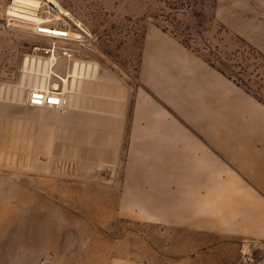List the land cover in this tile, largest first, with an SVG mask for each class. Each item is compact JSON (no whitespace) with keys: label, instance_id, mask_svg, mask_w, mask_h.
<instances>
[{"label":"rangeland","instance_id":"rangeland-1","mask_svg":"<svg viewBox=\"0 0 264 264\" xmlns=\"http://www.w3.org/2000/svg\"><path fill=\"white\" fill-rule=\"evenodd\" d=\"M11 1L0 0V35H5L10 43L0 52V76L6 78L5 84L10 88L22 75L25 56L46 58L39 52L33 53L30 46L48 42L47 37L32 32V23L7 14ZM56 1L67 12L71 37L78 42L74 44V58L56 59L53 69L67 77L74 63L88 64L94 60L103 65H93L99 67L94 76L82 79L73 109L27 105V90L21 104L0 96V178L7 185L3 189L6 193H0V203L12 209H26V204L18 203L16 198L26 195L22 190H29L48 197L53 205L72 208L75 217L65 216L61 220L59 213L52 212L53 221H60L61 226L73 223L81 230L87 218L80 206L87 205L88 191L111 187L122 198L129 195V187L136 185L127 181L131 167L127 150L111 148L107 140L104 142L108 134L98 133L111 119L117 122L124 111L125 95H130L129 109L135 95L149 94L160 109L177 113L167 99L176 93L179 71L175 67L145 71L137 65V53L134 63L125 65L133 44L138 46L156 28L180 49L177 56L184 63L181 77L190 81L189 87L197 79L215 78L222 95L236 92L257 100L255 93L233 81L241 78L264 99V0L247 6L246 25L234 29L215 16L216 0ZM45 9L46 4H42L43 18L48 16ZM161 78L166 82L164 86L158 84ZM50 83H57L63 91L58 78L52 77ZM208 87L207 83L205 88ZM195 136L200 148L190 160L189 183L163 182L164 189L150 193V183L142 182V205L156 204V211L148 213L141 208L133 220L121 210L97 226L117 250H122V243L127 244L125 250H130L126 262L114 259L111 264H264V180L261 184L226 152L210 147L202 133ZM227 136L239 141L233 140L234 148L247 145L238 133ZM263 142L257 140L252 144L261 156ZM204 150L213 160L202 161ZM263 159L264 156L260 161L264 179ZM200 172H205V179L216 180L203 187L198 182ZM70 196L81 203H71ZM172 208L179 214L171 213ZM243 208L247 210L245 214L240 210ZM210 219L217 221L208 222ZM200 220L205 227H196ZM13 233L0 230V264H54L56 254L51 250L23 257L12 254ZM85 234L78 239L79 243L89 241ZM135 249L136 253L141 251V258L129 261Z\"/></svg>","mask_w":264,"mask_h":264},{"label":"crops","instance_id":"crops-1","mask_svg":"<svg viewBox=\"0 0 264 264\" xmlns=\"http://www.w3.org/2000/svg\"><path fill=\"white\" fill-rule=\"evenodd\" d=\"M258 1L216 0L217 9L214 13L217 19L227 23L231 28H241L247 23L249 15L247 6L257 4ZM8 37L12 41L11 34ZM6 38L5 35H0V52L10 46ZM171 40L173 41L154 28L138 46L133 44L129 55L131 58L128 56L125 65H132L137 53L139 58L137 65H141L145 71L175 67L179 71L176 81L178 88L175 94L168 95L167 100L177 113L160 109L158 103L149 94L135 95L132 108L129 109L130 95H125L124 111L118 116L117 122L111 119L110 124L105 125L102 132H98L108 134V139L104 142L106 143L107 140L111 148L119 150L124 147L127 150V161L131 166L127 173V181L136 184L129 187V195L121 198L111 187L88 191L87 205L80 206L87 220L83 222V228L78 230L73 223L61 226L60 221L57 223L53 221L52 212L59 213L61 220L66 219L65 216L75 217L76 213L72 208L66 205H53L48 197L22 190L21 192L26 195H17L16 199L20 204L25 203L26 209H12L0 203V230L14 231L11 238L15 241L14 245H11L12 254H21L23 257L51 250L56 254L54 264H111L114 259L126 262V256L130 254L128 248L125 250L127 244L122 243L124 245L122 250H117L115 244L108 236L103 235L97 226L103 220L114 218L121 213V210L126 211L133 220H136L141 208L148 213L156 211V204L142 205L140 186L142 182L150 183V193L153 190L164 189L163 182L189 183L192 177L188 171L190 160L197 156V150L200 148L196 133H202L212 145L210 147H218L226 152L231 159L239 163L245 173L263 184L261 160L264 153L262 156L256 153L252 149V144L257 140L264 141V106L247 94L235 92L222 95L219 82L215 78L197 79L189 87L190 81L187 82L181 77L184 74V63L177 56L180 49L173 46ZM93 61L90 65H103L100 61ZM1 63L0 60V69H2ZM4 63L6 61H3V65ZM5 83H7L6 78L0 76V87L7 88ZM194 83L198 84V88ZM207 83L209 87L205 88ZM158 84L164 86L166 82L161 78ZM223 133H238L241 135V141L246 142L247 145L234 148L233 140L239 141L232 136L228 137L227 134L222 136ZM206 159L213 160V157L205 151L202 161L205 163ZM249 163H252L251 168ZM203 174L205 172H200L198 182L206 187L213 179L207 180L204 178L206 175ZM0 179L1 193L5 191L3 189H6L7 185L4 184L3 178ZM215 180L216 177L213 181ZM181 187L185 186L181 185ZM182 195L188 196L184 193ZM73 196L69 197L70 202L80 204L81 202ZM117 208H120V211H117ZM240 210L244 214L247 212L244 208ZM170 212L177 214L178 210L172 208ZM203 223L201 220L197 221L196 227H205ZM85 233L89 236V241L81 244L78 239L86 236ZM8 253H10L9 247ZM140 254L141 251L136 253L135 249L133 258L128 257V260L135 262L137 258H141Z\"/></svg>","mask_w":264,"mask_h":264},{"label":"bare ground","instance_id":"bare-ground-1","mask_svg":"<svg viewBox=\"0 0 264 264\" xmlns=\"http://www.w3.org/2000/svg\"><path fill=\"white\" fill-rule=\"evenodd\" d=\"M46 3H54L59 9V13L65 12L56 0H12L8 4L6 11L12 18H21L28 23L38 24L45 21V18L40 15V7L42 4ZM74 37H80V35L74 34ZM53 65V57L42 58L32 55L25 56L22 63L23 72H21L22 75L17 82L18 84L14 83V87H7L6 89L0 87V96H5L6 99L21 104L23 93L27 89H42L47 91V87L51 84V78L56 77L63 84L62 96L65 100L61 108L65 109L72 107L73 109V107L77 106V100L79 99H77V93H79L83 85H81L82 79L85 76H94L98 66H93V64L90 65V63H74L71 65L72 67L69 68L71 70H67L69 74L65 77L66 75H59L53 69ZM52 85L55 88L58 87L57 83H52ZM5 98L3 97V99Z\"/></svg>","mask_w":264,"mask_h":264},{"label":"built area","instance_id":"built-area-1","mask_svg":"<svg viewBox=\"0 0 264 264\" xmlns=\"http://www.w3.org/2000/svg\"><path fill=\"white\" fill-rule=\"evenodd\" d=\"M47 17L45 21L33 24V33L48 38L45 44L35 43L30 46L33 53H41L46 58H52L54 64L56 59L65 58L72 60L76 49L75 41L71 37V21L67 13H59L54 3H46ZM62 91L50 84L46 90L27 89L25 101L27 105L60 108L64 103Z\"/></svg>","mask_w":264,"mask_h":264},{"label":"trees","instance_id":"trees-1","mask_svg":"<svg viewBox=\"0 0 264 264\" xmlns=\"http://www.w3.org/2000/svg\"><path fill=\"white\" fill-rule=\"evenodd\" d=\"M222 71V70H221ZM224 72V71H222ZM233 72V71H231ZM237 85H241V86H244L249 92H253L256 94V98L259 102H262L264 104V99L258 95V91L256 89H253L252 87H250V85L244 81L243 79L241 78H237V80H233Z\"/></svg>","mask_w":264,"mask_h":264}]
</instances>
